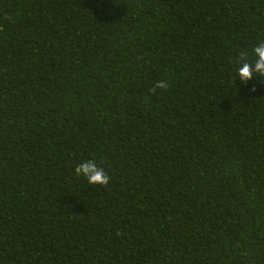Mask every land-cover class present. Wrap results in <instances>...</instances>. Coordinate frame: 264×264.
I'll list each match as a JSON object with an SVG mask.
<instances>
[{
  "label": "trees",
  "instance_id": "obj_1",
  "mask_svg": "<svg viewBox=\"0 0 264 264\" xmlns=\"http://www.w3.org/2000/svg\"><path fill=\"white\" fill-rule=\"evenodd\" d=\"M262 40L264 0H0V264H264Z\"/></svg>",
  "mask_w": 264,
  "mask_h": 264
},
{
  "label": "clouds",
  "instance_id": "obj_2",
  "mask_svg": "<svg viewBox=\"0 0 264 264\" xmlns=\"http://www.w3.org/2000/svg\"><path fill=\"white\" fill-rule=\"evenodd\" d=\"M236 59L239 64L236 76L240 81L247 83L253 80L254 77L264 81V40L256 44L250 52H239ZM168 87V82L161 80L156 82L152 91L155 92L157 89L164 90ZM75 174L77 177L82 176L90 185L106 187L111 179L104 169L98 166L94 159L81 161L75 167Z\"/></svg>",
  "mask_w": 264,
  "mask_h": 264
}]
</instances>
